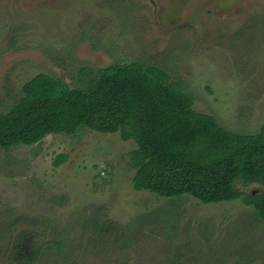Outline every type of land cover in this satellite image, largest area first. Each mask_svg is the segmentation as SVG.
I'll use <instances>...</instances> for the list:
<instances>
[{
  "label": "rangeland",
  "instance_id": "rangeland-1",
  "mask_svg": "<svg viewBox=\"0 0 264 264\" xmlns=\"http://www.w3.org/2000/svg\"><path fill=\"white\" fill-rule=\"evenodd\" d=\"M134 60L227 129L264 121V0H0V113L38 73L76 87L84 66ZM133 148L87 127L0 148V264H264L252 207L134 190Z\"/></svg>",
  "mask_w": 264,
  "mask_h": 264
},
{
  "label": "trees",
  "instance_id": "trees-1",
  "mask_svg": "<svg viewBox=\"0 0 264 264\" xmlns=\"http://www.w3.org/2000/svg\"><path fill=\"white\" fill-rule=\"evenodd\" d=\"M79 83L71 87L47 73L27 80L0 113V148L33 145L50 133L74 135L81 127L118 132L135 143L129 152L134 190L166 198L190 195L202 203L240 199L264 220V121L255 133L227 129L195 110L194 96L166 70L137 60L84 66ZM65 160L59 154L53 165ZM251 184L262 190L239 187ZM49 246L53 255L61 247L57 239ZM55 255L61 264L72 256Z\"/></svg>",
  "mask_w": 264,
  "mask_h": 264
}]
</instances>
